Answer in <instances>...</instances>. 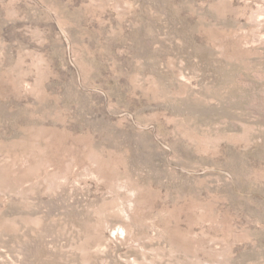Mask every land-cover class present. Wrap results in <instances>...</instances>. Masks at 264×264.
Instances as JSON below:
<instances>
[{
  "label": "rangeland",
  "instance_id": "obj_1",
  "mask_svg": "<svg viewBox=\"0 0 264 264\" xmlns=\"http://www.w3.org/2000/svg\"><path fill=\"white\" fill-rule=\"evenodd\" d=\"M0 264H264V0H0Z\"/></svg>",
  "mask_w": 264,
  "mask_h": 264
}]
</instances>
